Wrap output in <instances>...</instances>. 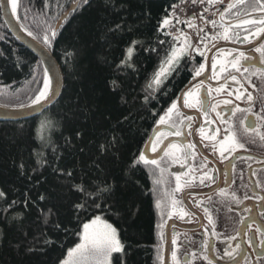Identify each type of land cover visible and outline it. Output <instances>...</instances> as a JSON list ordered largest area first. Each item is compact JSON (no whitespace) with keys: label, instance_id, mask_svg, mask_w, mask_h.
Instances as JSON below:
<instances>
[{"label":"trees","instance_id":"16d2710c","mask_svg":"<svg viewBox=\"0 0 264 264\" xmlns=\"http://www.w3.org/2000/svg\"><path fill=\"white\" fill-rule=\"evenodd\" d=\"M77 2V11L56 32L51 45H45L43 36L50 34L49 27L56 29ZM181 3L20 0L19 23L50 50L65 85L60 100L42 116L0 122V191L5 193L0 197V264H59L79 242L77 225L88 222L93 212L121 231L122 242L131 243L127 264L161 263L164 184L160 171L142 164L130 174L125 170L133 155L143 152L160 116L203 62L198 54L193 60L184 55L158 89L147 87L174 43L172 36L164 34L165 29L158 31L160 23L173 4ZM215 8L221 10L223 6L217 4ZM160 40L165 43L160 44ZM133 41H137L134 46ZM129 47L133 49L131 59H127ZM43 75L40 60L9 31L0 5V106L31 105L30 97L42 87ZM112 81L119 85L115 92ZM126 115L129 119L124 121ZM113 134L121 138L120 158L110 153L101 157V173L89 165L98 156L99 145ZM60 170L72 171L73 176L62 177ZM105 176L115 178L118 207L129 203L138 207L135 217L89 208L76 219L73 203L83 197L70 191V185H94ZM157 178L159 184L154 183ZM41 194L46 196L44 201L39 199ZM49 208L53 211L50 219L67 226V231L44 224ZM42 232L55 243L45 251L29 253L27 247Z\"/></svg>","mask_w":264,"mask_h":264},{"label":"snow or ice","instance_id":"6c2138e0","mask_svg":"<svg viewBox=\"0 0 264 264\" xmlns=\"http://www.w3.org/2000/svg\"><path fill=\"white\" fill-rule=\"evenodd\" d=\"M83 4H88L89 0H82ZM182 3H187V0H181ZM223 0H191L193 5L202 4L205 5L203 11L197 16L196 13H193L191 17L181 20L180 17L175 15L176 4H173L172 11L166 15L160 23L158 31H163L164 28L171 26L175 27L176 24H186L189 29L197 28L196 36L198 37V42L196 45H193L189 35L178 29L179 35H174L171 31L164 32L166 36H172L174 43L170 47V51L167 53L165 59L161 63L160 70L154 74L153 80L148 84L147 87L158 89L163 84V78H165L171 71H174L178 66L180 59L184 55H190L194 52L202 57L205 60L209 59L206 56V52L210 51L208 45L212 44L215 46V42L223 40L229 43H247L249 45L254 44L255 41L264 40V0H230L228 5L222 10L219 11V21L217 20H208L204 13L212 15L210 9L215 6L216 3H222ZM10 4L12 13L17 14L18 8L20 7V0H6L5 10H7V5ZM47 7V4L45 5ZM235 10V11H234ZM28 9H26V12ZM231 15L233 19H226ZM199 18L203 21L204 26L211 25V34L205 32V27H200L192 23L193 20ZM175 20V24H173ZM116 28L119 29L120 25L117 24ZM221 29V31H217ZM242 30L245 34L241 36L240 31ZM27 31L29 36H32L33 39H36V36L33 35L31 31ZM50 34H45L43 36V43L47 46L51 45V41L56 38V31L49 27ZM137 41H133V46ZM160 44H164V40L159 41ZM132 47L128 49L127 59H131ZM155 49H153L154 51ZM223 52V49L219 50ZM252 51H255L259 54L260 63L264 64V43H260L255 46ZM233 52H236L235 49L228 50L227 55L231 56L232 59L227 61L223 59H217L215 56L211 58V70L213 75L209 78L211 79H220V74L227 72L228 75L224 77L225 84H221L219 87L212 88L208 87L207 96H211L212 92L215 91L217 94L222 92L226 87L230 88L231 85L227 81L233 82V84L238 85L235 89V99L236 100H245L247 103L246 108H240L236 106L232 110V115L235 116L236 113H246L241 120V128L244 134L249 137V142L255 144L257 139L261 143V146H264V132L261 131L264 128V107L261 108L260 113H254L253 107L256 102V96L252 92H248L245 85H248L253 89L254 92L258 91L257 85L254 84L251 80V76H255L258 80L264 79V68H257L252 61L255 57H252L246 54L244 51H238L236 55H233ZM244 62H247L244 63ZM125 63V61H122ZM251 64V68L248 66ZM219 66V67H218ZM229 67L234 70L229 71ZM51 69H45L44 75L42 77V87L36 90L34 96L30 97L32 105H40L42 101H46L49 98V94L52 92V80L50 79L48 72ZM205 72V64L201 63L199 67L193 70L192 79L195 80L197 77H200ZM234 73H239L240 78L238 79L237 75ZM205 86V81L201 80L192 88H188L184 91V94L178 99L182 101V104L178 106L176 101L171 103V106L164 112V115L160 116L157 127L154 129L156 135L153 139L149 141L151 146V151L153 153L158 151L159 145L163 143V140L168 139L169 136L181 137L185 135V130H189V134H194L191 132L192 124L191 121L193 117L191 115H185L180 111V108H195L199 111L204 117V125H198L197 130L200 133L202 140H208L212 142L213 151H218L221 158H225V153L229 155L235 153L238 150L248 151L245 143L240 139V129H237L232 122H228L221 118V123H226L227 127L223 129L224 136L223 139L217 140V135L220 132L219 128L212 130V134H208L206 126H210L213 121L209 117L210 111H216L218 104H212L207 99L201 98V88ZM119 85L116 81H112V90L115 92ZM229 96L233 95L232 91H229ZM147 100L148 98L145 97ZM126 102V101H125ZM261 102L264 103V96H261ZM224 104H230L231 101L225 100ZM219 117V112H217ZM248 116H254L255 119L251 123H245L248 120ZM175 117V118H174ZM129 119V116L126 115L123 117V120L126 121ZM259 122V123H257ZM118 123H123V121H118ZM160 125H165L169 131L163 132L159 130ZM254 134V135H253ZM79 136L80 133H77ZM120 144L121 138L115 134L111 138L99 145V154L91 162L90 167L94 166L101 173L104 172V169L101 167L99 160L103 156H107L109 153L117 160L120 158ZM147 147V145H146ZM164 157L171 159L172 163L180 162L181 166H184V162L188 160H195L196 158V144L191 142H185L182 145H177L169 141L165 145ZM83 151V149H81ZM156 158H147L144 152H140L138 155L134 154L133 157L129 160L125 174H130L135 170L139 165L144 166H154L155 169L160 170L162 176L165 171L161 167V160ZM251 159V157H249ZM264 162V161H262ZM206 167L205 164L199 166L200 170ZM234 167V166H233ZM20 168L23 169L24 165L21 164ZM193 171V169H189ZM23 174V173H22ZM58 174L62 177H72L73 172L69 170H60ZM187 175V173L185 174ZM196 179L195 176H190L187 180L181 183V177L176 176V185L173 189V192L170 194L169 207V218L176 213L177 205L181 203L175 196V193H178L182 190L184 186L191 184ZM200 183L204 184L205 179L212 180L214 177L209 176L205 173L200 178ZM161 182L160 178H157L154 183L159 184ZM117 184L114 177L105 176L103 179L94 185L76 183L70 185V191H75L79 193L83 199L75 201L73 203L74 216L76 219H79L81 215L86 214L89 208L99 209L101 212L110 211L114 212L117 215L127 216L129 219H133L137 212L139 211L138 207L135 204L129 203L123 208L117 206V201L115 199L117 192ZM220 195H225L223 189L220 190ZM5 193L0 191V197H4ZM247 198V197H245ZM39 199L44 201L46 196L41 194ZM233 199L237 200V203L240 201L235 197L233 193ZM260 200H264V196L259 197ZM14 203V202H13ZM107 206V209L105 208ZM157 208H160V202L157 201ZM82 210V211H81ZM246 211L249 209L245 208ZM53 215V211L49 208L48 213L44 215V224L46 226L51 225L57 231H67V226H61L58 221H53L50 217ZM179 215L181 219L188 213L180 210ZM261 215L264 216V211H261ZM191 222V221H189ZM209 222L212 223L211 217H209ZM243 223V220L241 221ZM82 225V226H81ZM81 225H77L79 229L77 235L79 236V242L75 244L74 247L70 248L65 257L59 261V264H127V257L130 255L132 245L131 243L122 242L121 231L114 226L113 223H109L106 219L102 218L99 215L92 213L91 218L88 222H81ZM256 232L260 236L259 244L261 247V255H264V230L258 226ZM213 234H215V225L213 224ZM42 239V243H41ZM235 239V237H231ZM55 243L51 240L46 232H42L40 237H34L33 242L27 247L29 253L35 251H45L46 247H50ZM177 240L174 238L172 244L176 245ZM250 243V241H249ZM37 245H41L37 247ZM239 246L237 245V248ZM204 249L207 251L208 244L204 243ZM177 249L172 250V260L173 264H180V260L177 257ZM225 256H228L232 259H235V254L232 251H226ZM192 256L195 257L196 253L193 252ZM207 260L208 264H213V262L207 257H203ZM221 257H217L220 259ZM245 264H248V256H243Z\"/></svg>","mask_w":264,"mask_h":264},{"label":"flooded vegetation","instance_id":"af4514ba","mask_svg":"<svg viewBox=\"0 0 264 264\" xmlns=\"http://www.w3.org/2000/svg\"><path fill=\"white\" fill-rule=\"evenodd\" d=\"M226 19H233V17L229 15ZM218 31H221V29ZM236 31H240L241 36L245 34L242 30L237 29ZM256 42L252 45L244 43L237 46L238 43L220 40L215 46L210 48V51L220 44H232L237 46L234 48L236 52H233V55H236L238 51H244L246 54L255 57L252 61L255 67L264 68V64L260 63L259 54L252 51V47ZM210 51L206 52L207 57ZM227 52L228 50L219 52L215 57L223 59L227 63V61L232 59L231 56L227 55ZM203 59L202 63L205 64V72L195 80L203 77L207 72V60L204 57ZM244 63L247 64V62ZM248 66L251 68L252 65L249 64ZM229 71L234 72L230 67ZM234 74L237 75L238 79L240 78L239 73ZM212 75L211 70L210 75L205 80V86L200 90L202 99H207L212 104L219 105L216 111L209 112L208 118L213 123L210 126H206L208 134L211 135L213 129L219 128L220 132L217 135V140L223 139L225 134L223 129L227 127L226 123H221V118H223V120L232 122L237 129H240V139L245 143L248 151L238 150L231 155L226 152L225 158H221L218 151H213L212 142L202 140L197 130L198 125H204L205 117L195 108H184V111L180 109L185 115L193 117L191 132L194 134H189V130L186 129L184 136H169L168 139L163 140V143L159 145L157 152L153 153L151 151L152 157L158 154L160 155L157 158L158 160L163 157L161 167L165 169L161 176L164 184V196L162 198L163 225L161 232L163 244L160 264H166L169 227H171L169 264H173L171 253L174 248L178 250L177 257L180 260V264H208L207 260L203 258L204 256H207L213 264H245L243 260L245 255L248 256V264H264V255L260 254L262 247L259 244L260 236L256 232L258 226L261 230H264V216L261 215V211H264V200L259 199V197L264 196V162H262L264 161V146H261L258 139L255 144L250 143L249 137L243 133L241 120L247 115L246 113L238 112L235 116L232 115L234 107L246 108L248 106L245 100L235 99V89L238 85L233 84L229 80L227 83L231 85L230 88L226 87L219 94L213 91L210 97L207 96L208 87L216 88L221 84H225L224 77L228 73L220 74L219 80L209 78ZM250 78L257 85L258 91L254 92L248 85H245V87L248 92H252L257 98L253 112L260 113L261 108L264 107V103L261 102V96H264V79L258 80L255 76ZM195 80L192 79L189 84ZM229 91H232L233 95L229 96ZM181 92L176 98L177 103ZM225 100L231 101V103L226 105L223 103ZM217 112H219V117ZM254 119V116H248V120L245 123H251ZM159 127L165 128L163 132L169 131L165 125H160ZM261 131L264 132V128ZM169 141L177 145H182L185 142L196 144L197 155L195 160L190 159L184 162L183 167L180 162L172 163L171 159L164 157V151L162 152V148ZM201 164L206 165L202 170L199 168ZM190 168L193 171H189ZM186 173L187 175H185ZM205 173L214 177V179H205L204 184H201L199 178ZM177 175L181 177L182 184L190 176H195L196 179L191 184L184 186L180 192L175 193L176 198L181 203L177 205L176 213L169 218L168 213L171 211L169 207L170 194L175 188ZM221 189L225 191L223 196L220 195ZM233 193L240 201L239 203H237L236 199H233ZM245 208L249 209V211H246ZM180 210L188 213L183 219L179 215ZM209 217H211L212 223L209 222ZM242 220L243 223H241ZM213 224L215 225V234H213ZM180 227H185L186 229ZM231 237H235V239H231ZM174 238L177 240L176 245L172 244ZM205 242L208 244L207 251L204 249ZM237 245L239 246L238 248ZM226 251H232L235 254V259L225 256L224 253ZM193 252L196 253L195 257L192 256ZM218 256L221 258L217 259Z\"/></svg>","mask_w":264,"mask_h":264},{"label":"water","instance_id":"95a60500","mask_svg":"<svg viewBox=\"0 0 264 264\" xmlns=\"http://www.w3.org/2000/svg\"><path fill=\"white\" fill-rule=\"evenodd\" d=\"M5 3L6 0H0V5H1V10H2V15L4 18V21L11 32V34L17 39V41L23 45L25 48H27L32 54H34L42 63L44 71L45 69H51L48 72V75L50 79L52 80V92L49 94V98L46 101H42L40 105H29L26 107H21V108H10V107H3L0 106V122H9V123H15V122H22V121H27L31 119H35L37 117L42 116L47 110L52 108L56 103L60 100L63 91H64V76L62 73V70L50 52V50L43 45L40 41L37 39H33L32 36H29L27 34V31L21 26L18 20V15H14L11 10L10 4L7 5V10H5ZM79 7V2L74 4L71 9L63 15V17L60 19L58 22L55 31L59 32L63 24L69 19V17L77 11ZM264 40L257 41L256 44L252 47V49L257 46L260 43H263ZM241 44L244 43H238L237 46H240ZM232 44H220L216 46L214 49H212L208 55L207 59V72L206 74L195 80L194 82L190 83L187 87L192 88L196 84L199 83V81L203 80L205 81L208 76L210 75L211 71V58L215 56L217 53H219L220 49L223 50H232L235 47ZM259 64V63H258ZM260 66V65H258ZM186 89V87H185ZM185 89L181 92L180 96L181 97L184 94ZM178 104H182V101L178 100ZM182 111H184V108H180ZM155 129V128H154ZM165 128L159 127L160 131H163ZM156 133L153 130L152 135L149 139H153L155 137ZM146 144L147 147L145 146L143 152L145 153L147 158H158L160 155H156L155 157H152L151 154V146L150 143ZM168 144V143H167ZM166 144V145H167ZM165 151V146L162 148V152ZM161 152V153H162ZM170 228L168 229V234H167V245H166V264H169V255H170V246H171V233H170ZM183 229H186L185 227H180Z\"/></svg>","mask_w":264,"mask_h":264},{"label":"built area","instance_id":"2783aa9c","mask_svg":"<svg viewBox=\"0 0 264 264\" xmlns=\"http://www.w3.org/2000/svg\"><path fill=\"white\" fill-rule=\"evenodd\" d=\"M205 5L202 4H196L193 5L191 3V0H187V3H181L178 7L175 9V15L180 17L181 20L187 19L188 17H191L193 13H196L197 16L203 11V8ZM205 14V13H204ZM208 20H212V17L208 16ZM173 24H175V20H173ZM186 24H176L175 27L168 26L166 28V31H171L172 34L176 35L178 34V29L182 30L183 27H185Z\"/></svg>","mask_w":264,"mask_h":264},{"label":"rangeland","instance_id":"374dc122","mask_svg":"<svg viewBox=\"0 0 264 264\" xmlns=\"http://www.w3.org/2000/svg\"><path fill=\"white\" fill-rule=\"evenodd\" d=\"M229 2H230V0H223V2L220 3V5H225V4H228ZM212 14H213V15L215 16V18L217 19V18H218V15H219V11L216 10V9H214V10L212 11ZM192 23L195 24V25H197V26H200V27H205L203 21H201L199 18H197L196 20H193ZM208 27L211 28V25L206 26L205 29L208 28ZM196 31H197V28H195V27H194V28H191V29H189V28L187 27V31L184 32V33H186L187 35L190 36V38H191V42H192L193 45H196V44H197V39H198V37L196 36ZM216 43H218V41L215 42V44H216ZM212 46H213L212 44H209V45H208L209 49H210ZM186 55H187V54H186ZM196 55H197V54L193 52V53L191 54V56H190V55H188V56H189V58H190L191 60H193V59L195 58ZM109 223H110V222H109Z\"/></svg>","mask_w":264,"mask_h":264},{"label":"bare ground","instance_id":"6f19581e","mask_svg":"<svg viewBox=\"0 0 264 264\" xmlns=\"http://www.w3.org/2000/svg\"><path fill=\"white\" fill-rule=\"evenodd\" d=\"M16 15V14H15Z\"/></svg>","mask_w":264,"mask_h":264}]
</instances>
